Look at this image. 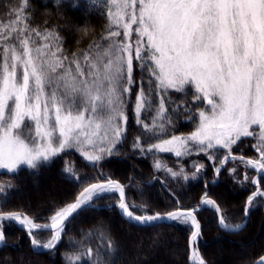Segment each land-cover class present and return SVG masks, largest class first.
<instances>
[{
    "label": "snow or ice",
    "instance_id": "1",
    "mask_svg": "<svg viewBox=\"0 0 264 264\" xmlns=\"http://www.w3.org/2000/svg\"><path fill=\"white\" fill-rule=\"evenodd\" d=\"M60 2L54 0L56 6ZM87 3L106 23L98 38L71 57L56 26H47V20L43 28L32 25L35 9L30 0H20L11 13L14 19L0 24V169L17 174L26 165L38 171L73 151L99 169L102 161L118 154L134 119V151L177 158L204 154L213 162L216 177L230 162L242 165V178L236 167L228 172L242 187L254 186L244 217L264 205V0ZM172 93L185 98L190 93L191 104L185 99L169 110L166 102L175 103ZM199 104L204 107L194 111L192 105ZM182 112L195 126L176 134L174 117ZM246 140L253 157L234 151ZM153 166L185 181L196 179L205 168L194 163L196 170L189 176L159 159ZM250 170L256 175L250 176ZM63 171L82 182L74 162L66 160ZM94 179L74 201L53 207L49 216L5 211L15 185L0 182V244L7 245L6 225L15 224L26 232L33 249L55 250L78 215L116 196L115 206L130 221L191 225V264H207L198 247L202 232L197 213L202 208L213 209L225 231L238 232L247 223H231L207 193L196 206L185 208L177 198L173 210L150 212L148 204L129 202L126 185L102 170ZM41 233L50 235L41 239ZM70 243L81 251L65 253L67 264H115L117 249L102 223L79 240L70 238ZM254 264H264V255Z\"/></svg>",
    "mask_w": 264,
    "mask_h": 264
},
{
    "label": "trees",
    "instance_id": "2",
    "mask_svg": "<svg viewBox=\"0 0 264 264\" xmlns=\"http://www.w3.org/2000/svg\"><path fill=\"white\" fill-rule=\"evenodd\" d=\"M19 3L20 0H0V24L14 19L11 13ZM73 3L78 6L73 8ZM30 4L35 9L32 25L43 28L47 20V26H56L64 37V50L69 57L73 52L86 49L93 39L98 38L106 23L95 11L88 10L87 0H61L59 6L55 5L54 0H30ZM135 76L139 78V71L135 72ZM171 98L175 103L166 102L169 110L185 99L191 104L190 93L186 98L181 94L172 93ZM192 107L195 111V108L200 106ZM151 115L154 113L147 115L145 120L150 121ZM174 119L177 121L176 134L190 132L195 126V121L186 120L183 112ZM137 134L138 129L133 119L129 125L128 138L119 147L118 154L102 161L99 169L88 166L81 156L73 151L71 155H62L51 164L41 166L38 171L30 170L27 166H21L17 174L1 171L0 182L11 181L15 185L11 190L13 198L9 200L4 210H22L30 216H49L53 207L74 201L84 187L96 182L94 178L102 170L107 176L126 185V198L129 202L148 204L150 212L173 210L177 206V198L180 205L185 208L196 206L207 193L209 198L220 205L231 223H241L246 219V226L233 233L219 226L217 213L213 209L202 208L197 213L202 232L198 239V247L207 264H251L264 255V236L255 240L264 222V205L254 207L245 218V201L255 190L254 186L249 184L242 187L228 172L229 168L236 167L237 175L242 178L244 173L242 165L230 162L216 177L213 162L204 154L177 158L171 153L142 155L139 151H134L131 145ZM234 151L247 157L256 155L248 140ZM219 155L222 158L223 152ZM157 159L174 171L182 168L184 174L189 176L196 170L194 163L203 164L205 168L196 179L190 178L185 181L182 175L173 178L164 170L154 168V161ZM66 160L75 163L82 182L77 183L63 171ZM249 175L254 176L255 172L250 170ZM36 183L43 184L46 191L35 192L31 187ZM116 199L118 196L99 200L98 207L78 215L67 225V232L55 250L33 249L24 230L15 224L6 225L7 245L0 246V264H67L65 253L81 251L73 247L70 238L79 240L89 229L101 223L115 243L117 249L115 264H191L190 225L169 221L132 223L120 214L115 206ZM49 234L41 233L40 238L46 239ZM215 241L224 249L220 250L215 246ZM242 244L245 245L241 248Z\"/></svg>",
    "mask_w": 264,
    "mask_h": 264
},
{
    "label": "rangeland",
    "instance_id": "3",
    "mask_svg": "<svg viewBox=\"0 0 264 264\" xmlns=\"http://www.w3.org/2000/svg\"><path fill=\"white\" fill-rule=\"evenodd\" d=\"M199 106L202 108V107H204V105L203 104H199ZM172 154V153H171ZM174 155V154H173ZM21 166H26V165H21ZM20 166V167H21ZM19 167V168H20ZM1 171H6L7 172V170H4V169H0V172ZM215 174V173H214ZM255 175H256V173H255ZM216 180V179H215ZM32 189H34V191L35 192H37V193H43V192H45L46 191V188L44 187V185L43 184H41V183H36L35 185H33L32 187H31ZM49 195H51V194H49ZM191 226V225H190ZM192 230H193V228H192ZM191 230V231H192ZM191 234V233H190ZM50 235V234H49ZM264 236V222L262 223V226H261V228L258 230V232H257V235H256V237H255V240H257V239H259L260 237H263ZM189 238H190V236H189ZM47 239V238H46ZM139 245V244H138ZM138 245H136V247L138 246ZM214 245L215 246H217L220 250H222V249H224L223 248V246L219 243V242H214ZM245 245V244H244ZM243 244L242 245H240L241 246V248L244 246Z\"/></svg>",
    "mask_w": 264,
    "mask_h": 264
},
{
    "label": "water",
    "instance_id": "4",
    "mask_svg": "<svg viewBox=\"0 0 264 264\" xmlns=\"http://www.w3.org/2000/svg\"><path fill=\"white\" fill-rule=\"evenodd\" d=\"M87 187V186H86ZM83 190V189H82ZM81 190V191H82ZM118 208V207H117ZM118 210H119V212H120V214H121V210L118 208ZM122 215V214H121ZM123 216V215H122ZM125 219H127L128 221H130L128 218H126L125 216H123ZM130 222H132V223H137V224H143V223H138V222H135V221H130ZM157 222H165V221H155V222H152V223H157ZM147 224H149V223H147ZM2 244H0V246H1ZM40 250H46V249H40ZM189 255H190V248H189ZM190 261V260H189ZM191 263V262H190ZM251 264H254V262L253 263H251Z\"/></svg>",
    "mask_w": 264,
    "mask_h": 264
}]
</instances>
